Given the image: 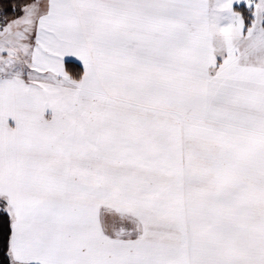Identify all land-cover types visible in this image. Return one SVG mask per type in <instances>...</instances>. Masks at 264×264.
<instances>
[{
    "label": "snow or ice",
    "instance_id": "obj_1",
    "mask_svg": "<svg viewBox=\"0 0 264 264\" xmlns=\"http://www.w3.org/2000/svg\"><path fill=\"white\" fill-rule=\"evenodd\" d=\"M0 264H264V0L5 3Z\"/></svg>",
    "mask_w": 264,
    "mask_h": 264
},
{
    "label": "trees",
    "instance_id": "obj_2",
    "mask_svg": "<svg viewBox=\"0 0 264 264\" xmlns=\"http://www.w3.org/2000/svg\"><path fill=\"white\" fill-rule=\"evenodd\" d=\"M14 0H0V10H2L5 3H12ZM71 70V69H70Z\"/></svg>",
    "mask_w": 264,
    "mask_h": 264
}]
</instances>
